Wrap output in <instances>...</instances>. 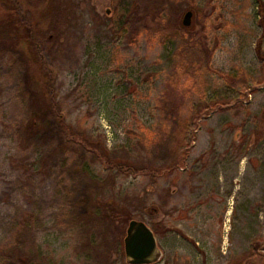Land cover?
I'll use <instances>...</instances> for the list:
<instances>
[{
    "label": "rangeland",
    "instance_id": "obj_1",
    "mask_svg": "<svg viewBox=\"0 0 264 264\" xmlns=\"http://www.w3.org/2000/svg\"><path fill=\"white\" fill-rule=\"evenodd\" d=\"M175 1L185 10L179 28L193 12L191 35L168 16L149 31L117 34V0H0V264L23 222L31 225L25 241L50 264H128L131 220L153 231L154 264H264V0ZM200 30L214 71L195 82L182 74L180 50ZM216 71L247 85L231 89ZM51 78L47 100L42 81ZM170 100L189 123L183 165L120 176L104 199L114 218L107 234L86 242L64 219L80 193L68 173L75 156L45 160V140L27 139L23 123L53 101L78 138L135 166L167 139L161 108ZM202 101L215 107L190 119ZM104 171L90 167L96 179Z\"/></svg>",
    "mask_w": 264,
    "mask_h": 264
},
{
    "label": "trees",
    "instance_id": "obj_2",
    "mask_svg": "<svg viewBox=\"0 0 264 264\" xmlns=\"http://www.w3.org/2000/svg\"><path fill=\"white\" fill-rule=\"evenodd\" d=\"M117 3L124 7L122 22L118 25L117 34L125 31L134 33L149 31L151 27H156L157 23L159 24L158 19L163 16L169 17L171 28H174L175 31L184 30L185 33L192 34L189 28L178 27L179 17L185 10L175 0H117ZM201 33L200 30L195 40H184L180 50L182 74L193 78L195 82L200 76L214 71L210 65L213 48H210L205 35H201ZM33 49L36 51L35 45ZM34 74L39 75L40 78L38 79H42L40 72L35 71ZM216 74L231 89L236 90L247 85L243 77L225 75L220 71H216ZM52 81L53 78L42 81L41 93L47 100L48 95L51 94L50 92L47 93V89L48 86L51 87ZM174 97L175 95L172 93L171 98ZM163 104L165 105L161 111L163 109V122L168 128L165 134L168 137L162 142L158 141L154 146H150L151 155L145 159L144 163H136L135 166L117 161L116 155L107 151L101 144L90 142L87 138H78L72 133L63 115V109L55 105L53 101L48 103L42 117L36 118L33 115V119H29L27 124L23 123V125L25 124L24 135L27 139H38L37 142L45 140V144L42 146L45 160L54 155L72 154L75 156L68 173L78 180L80 193L78 198L71 199L67 203L64 219L72 228L79 229V233L84 236L86 242L91 244L94 240H99L107 234L106 225L108 222H113L114 218L104 211L106 209H104L106 204L104 199L109 194L107 192L113 190L116 180L120 176H136L160 172L164 169L172 170L183 165L185 152H178V147L183 146L189 123L182 117V107L173 100ZM214 107V102L202 101L197 106H192L188 115L190 119L195 120L199 117V111L206 109L208 111ZM156 152L159 153L158 156ZM92 164L105 166L104 177L101 180L91 175L90 167ZM119 209V207L112 205L113 212H117ZM28 221L30 222V219ZM29 238H31V225L23 222V228L17 234L14 244L8 250L3 251L4 262L2 264H50L47 259L41 257V252L36 245L33 244L30 248L27 244L30 242ZM112 249L113 247L110 248V251Z\"/></svg>",
    "mask_w": 264,
    "mask_h": 264
},
{
    "label": "water",
    "instance_id": "obj_3",
    "mask_svg": "<svg viewBox=\"0 0 264 264\" xmlns=\"http://www.w3.org/2000/svg\"><path fill=\"white\" fill-rule=\"evenodd\" d=\"M193 12L187 11L181 25L189 28L192 24ZM124 253L128 264H154L161 259V252L151 228L138 220H131L124 237Z\"/></svg>",
    "mask_w": 264,
    "mask_h": 264
}]
</instances>
